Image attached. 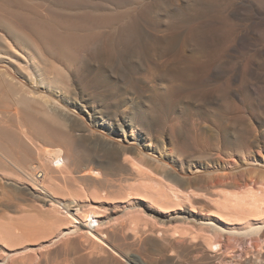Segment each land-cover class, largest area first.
<instances>
[{
    "label": "bare ground",
    "instance_id": "1",
    "mask_svg": "<svg viewBox=\"0 0 264 264\" xmlns=\"http://www.w3.org/2000/svg\"><path fill=\"white\" fill-rule=\"evenodd\" d=\"M161 1L164 26L174 12L198 2ZM149 12L150 4L138 0H0V264H33L34 256L42 259L36 264L57 256L56 264H144L132 253L139 251L138 236L150 245L152 238L167 242L174 257L166 264H211L237 248L226 243L225 234L258 239L235 264H264V173L208 185L182 175L132 137L124 143L110 135L126 127L151 133L153 101L176 99L181 91L192 98L198 92L195 73L203 54L196 39L156 34L143 19ZM232 12L249 21L252 31L262 28L264 36V0H237ZM261 52L264 57V47ZM247 70L248 65L244 75ZM121 120L125 126L118 124ZM231 125L230 134L209 136L211 148L226 157L255 159L252 149L264 148V131ZM198 138L172 133L175 156L208 158ZM256 162L264 168V158ZM154 175L159 181L147 186ZM109 176L131 181L119 185L120 200L112 205L132 210L127 224L107 217L110 211L97 193L87 204L82 199L90 193L81 181L93 185ZM140 197L155 201V217L137 209L134 201ZM197 202L216 206L209 210L215 222L186 215L184 205L194 213ZM176 239L184 245L176 246ZM195 253L200 258L191 260Z\"/></svg>",
    "mask_w": 264,
    "mask_h": 264
},
{
    "label": "rangeland",
    "instance_id": "2",
    "mask_svg": "<svg viewBox=\"0 0 264 264\" xmlns=\"http://www.w3.org/2000/svg\"><path fill=\"white\" fill-rule=\"evenodd\" d=\"M138 1L150 4V12L143 15V19L153 27L156 34H174L182 35L187 38L189 37L190 39H196L197 46L203 54L199 68L195 73V85L198 92L192 98L189 97L187 91H181V93L176 96V99H167L164 103H155L153 101V103L149 105L151 106L150 120H152L153 123V127L150 131L151 133H147L137 127H126L123 131L115 133L111 132L110 135L117 137L119 140L122 139L121 141L124 143L132 137L135 139L132 141H136V143L138 142L141 149L148 153H152L155 156H160L165 160L167 159L168 162L171 163V165L182 175L189 176L192 180L201 178L208 185L214 181L240 180L241 178L244 179L247 177V175L250 176L254 173H264V168L256 162V159L259 161V159L261 160L264 158V148L260 147L252 149L254 156H256L255 159L246 156L241 158L236 154H232L231 157H226L211 148V141L209 139V136H212L213 134L215 135L219 131H227L226 133L230 134L232 132L231 124L242 125L245 130L256 127L257 132L264 131V86H262L264 85V57L261 52L264 47L263 29L257 28L256 31H252V25L249 21L245 18H238L237 15L235 16L232 11L237 0H198L197 5L188 6V8L183 9V13L173 11L174 13L169 17L165 26L162 24V20H164L163 16L165 15V5L161 0H157L156 3L153 0ZM164 1L170 2L173 5H176V3L182 4L181 0ZM131 3L132 1L129 2L128 5ZM187 13H191L193 18L186 17ZM184 48H189L187 42L184 43ZM250 59H252V62ZM247 65L248 72L246 71L247 73L244 75V66ZM256 65H258V67ZM210 71L213 73L212 77L210 76L206 79V77H208L207 74ZM250 72H253L254 74ZM188 99L191 100L187 101ZM194 99L212 101V104L203 105L200 102H195ZM143 100L144 99H140L138 102H142ZM239 101H241V104ZM188 104H190V107H187ZM7 122L10 124L9 121ZM121 122L122 120L119 121L118 124H122ZM105 123L108 124V122ZM197 124L199 125L198 129L200 128L201 130L194 128V125ZM123 126H125V123ZM76 133L77 136L81 134L79 132ZM172 133H179L182 135V138L186 139H191V136L197 134L198 137H201L198 138V140L202 142V145H200L201 152L204 147L203 152L208 155V158L202 159L201 161L189 160L190 158H186L185 160L178 159L175 156V142L172 139ZM196 168H200L198 174L195 173ZM168 172L175 173L172 169H168ZM208 172H211L212 174ZM152 177H155V179ZM152 177L150 178L151 180L147 181V186L150 181H154L153 184H155L156 181H159L155 175ZM107 179H109L111 183L107 184L109 181L105 182L106 180H103L102 182H95L92 185L89 182L92 186L88 184L87 181H81L80 184L85 189H88L87 194L90 193L86 198L84 197L82 199L87 204V200L91 201L92 193H97L96 197L97 200L100 201V205H103V207L107 209V212L110 211L107 213L108 216H106L111 217L110 220L115 223L117 222V224H119V221H122L120 223H126V220L132 218L130 217V215H132V210L124 211L123 208L118 209V207H113L112 205L120 200L117 198L119 196L117 193L119 185L126 186L128 183L130 184L131 181H120L121 178L116 176H109ZM138 180L139 179L137 178V181ZM137 181L135 182L138 187V183H140L141 180ZM112 182H118V184L114 185ZM141 184L144 183H140L139 187H141ZM151 184L152 183H150V187ZM155 186V188L158 189L159 186L157 184ZM155 188L154 190H156ZM237 192L242 193L243 189ZM101 197L103 199H100ZM107 197H109V199H107ZM136 202L134 201V205H139V207L137 206L139 211L145 210L144 213H147L149 216H156L152 210L158 209V206L154 203L155 201L148 198L141 199L140 197ZM154 204L156 206H153ZM194 205L196 207V212L194 211V213H187L189 208L186 204L184 205L187 216L200 222H215V219L212 217L213 212L211 213L209 210L216 211V206H208L202 202L194 203ZM198 206H202V208L199 207V210ZM201 212H204V214ZM27 215L31 216L33 213H28ZM208 215L210 216L208 217ZM112 218L116 220H113ZM262 232L263 233L260 235L261 238H264V230ZM128 234V241L132 242L134 238L133 234H130V230ZM221 237L224 239L226 238L227 241H225L226 243H229V245L235 244L237 248H235V252L232 253L224 252L221 259H217L211 264H235L236 261L234 260L240 259V256L243 255L244 251L249 249V245L253 243L254 245L258 244V239L255 236H253V238L252 236L246 238L243 236L232 237V235L229 236L225 234L221 235ZM135 241L139 244V251L133 250L132 253L136 256L138 255V257L140 256V258L143 259L144 264H166L165 261H169L174 257V254L169 250V244L167 242L152 238L150 240V245L145 242L144 236H138ZM174 244L176 246H182L184 245V242L176 239L174 240ZM229 250L231 251L232 249ZM75 256L77 255L73 254L72 258ZM200 256V254L198 256V253H195L193 257H191V260H196L200 258ZM34 257L33 259H35V262H40L42 260H40L39 256V260L37 257ZM47 258L49 259V261L47 259L48 264H56L61 261V257L59 256L54 257V259L50 257ZM35 262L33 261V264H36Z\"/></svg>",
    "mask_w": 264,
    "mask_h": 264
}]
</instances>
